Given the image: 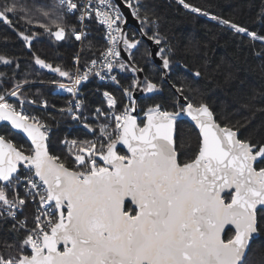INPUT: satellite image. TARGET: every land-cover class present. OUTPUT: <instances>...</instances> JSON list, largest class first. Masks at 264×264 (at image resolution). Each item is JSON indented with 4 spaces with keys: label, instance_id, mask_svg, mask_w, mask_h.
Returning a JSON list of instances; mask_svg holds the SVG:
<instances>
[{
    "label": "snow or ice",
    "instance_id": "snow-or-ice-1",
    "mask_svg": "<svg viewBox=\"0 0 264 264\" xmlns=\"http://www.w3.org/2000/svg\"><path fill=\"white\" fill-rule=\"evenodd\" d=\"M177 3L264 50V31L188 0ZM249 5L264 24V0ZM129 15L140 25L131 35L124 27ZM159 22L147 0H0V24L20 40L37 73L59 78L49 82L69 95L61 111L94 136L65 140L67 157L53 154L48 123L24 111L37 103L26 95L33 82L21 63L28 62L0 54L8 69L0 71V264H264V252L257 258L252 250L264 233V141L241 139L237 127L217 119L203 91L186 95L183 85L174 86L171 110L154 104L145 122L133 115L134 89L160 90L159 82L135 75L144 72L141 59L158 55L164 70L172 63L170 47L140 54L144 37L163 44ZM89 29L106 37L105 47L83 66L79 54L61 67L33 51L44 34L90 49ZM124 71L134 74L131 83L121 86L119 99L104 91L107 107L95 108L89 120L82 83L94 75L119 84ZM184 116L198 129L187 151L176 133ZM19 134L27 146L13 142Z\"/></svg>",
    "mask_w": 264,
    "mask_h": 264
},
{
    "label": "trees",
    "instance_id": "trees-1",
    "mask_svg": "<svg viewBox=\"0 0 264 264\" xmlns=\"http://www.w3.org/2000/svg\"><path fill=\"white\" fill-rule=\"evenodd\" d=\"M160 17L159 33L163 39L160 47H170L173 56L169 68V83L164 82L162 72L155 66L151 59H141L140 66L144 68V75L153 82H159L160 90L150 93L149 96L137 102L140 116L145 115L148 107L159 104L162 108H170L171 98L175 94L174 86L183 85L186 95H195L190 89L198 88L205 93L204 98L217 115V119L229 126L239 129L241 139H247L253 143L264 141V50L257 45L242 43L230 30L219 26L208 17L190 12L177 3V0H147ZM189 3L205 9L210 13L224 18H235L246 22L249 28L258 32L264 31V24L255 21V9L247 4V0H188ZM256 4L259 0H254ZM24 27L23 23L17 25ZM137 32L134 28H128V34ZM139 38V37H138ZM91 48L84 45L81 51L82 64H85L86 56L93 58L105 47L104 36L99 31L92 30L89 37ZM63 44V46H61ZM145 46L140 49L143 55L148 44L142 40ZM33 51L46 58L50 62L61 67H69L73 63V57L78 52V42L50 41L47 34L40 35L38 42L33 41ZM150 51V50H149ZM257 53H260L259 55ZM0 54H16L21 63V69H27L31 73V90L26 94L29 98L42 102L46 100L54 109H65L66 98L59 97L54 87L40 85L38 83L59 79L55 74L42 70L37 73L32 67L30 57L20 40L7 28L6 24H0ZM140 59V56L137 57ZM38 68V66H36ZM5 66H0V71H7ZM196 71L201 72V77H194ZM119 78L124 86L131 83L134 75L130 71L120 72ZM110 91L119 99L121 91L116 88L97 85L94 79H90L85 85V111H91L96 107H105L102 93ZM47 123L53 128L50 136V150L53 154L67 157L68 154L61 147V141L69 139H85L83 130L76 127L75 123L63 112L43 111ZM144 122V119H139ZM178 145L181 141L188 143L181 150L187 151L194 147L197 135L196 129L187 120L180 119L176 129ZM13 142H28L17 135ZM32 213V209L27 210ZM253 252L257 258L264 252V233L253 242Z\"/></svg>",
    "mask_w": 264,
    "mask_h": 264
},
{
    "label": "built area",
    "instance_id": "built-area-1",
    "mask_svg": "<svg viewBox=\"0 0 264 264\" xmlns=\"http://www.w3.org/2000/svg\"><path fill=\"white\" fill-rule=\"evenodd\" d=\"M91 35H92V30L89 29V37H90ZM105 40H106V37H104V41H105ZM165 49H167V46L165 47ZM81 51H82V49H81V46H80V42H78V52L76 53V55L79 54L80 57L82 58ZM80 64L83 66V64H82V60H80ZM118 73H120V72H118ZM92 78L94 79V81H95V83H96L97 85L108 86V87L116 88V89H119V90H120L121 86H124L123 84H121V80H120V78H119V74L117 75V80L120 82L119 84H115L114 82L109 81V80L101 81L98 77H96V76H94V75H90L88 81H89L90 79H92ZM88 81L82 83V85H81L82 92H81L80 95H81V98H82V100H83V108H82V111H84L85 115H87V116L89 117V120H91V119H94L93 112H94V109H95V108L92 109L91 111H85V106H86V102H85V85H86V83H88ZM38 84H40V85H48V86L54 87L55 90H56V86H55L54 84L50 83V82H42V83H38ZM126 86H127V85H126ZM126 86H124V87H126ZM56 94H57L59 97L66 98V100H67V106H66L65 109H67V107H68V99H69V95H68L67 93H64L63 91L57 92V90H56ZM102 94H103V93H102ZM102 99H103V101H104V103H105V107H100V108H106L107 105H106V102H105V99H104L103 95H102ZM42 102H43V101H42ZM42 102H37L36 104H27V103H26V104L24 105V111H25L26 113L31 114V115L37 116L38 118H41V119H43V120H45V121H46V119H45V117L43 116V111H47V112H48V111H59V112H63V113H65V114L71 119L72 122L75 123V125H76L77 128H79V129H81V130H83V131L85 132V134H86V138H85V139H81V138H79V139H77L78 141L86 140V139H93V138H94L93 134L89 133V131H88L86 128H84V127L82 126V123H81V122H78V121L73 120V119L71 118V115H70L67 111H61V110H59V109H54V108H51L50 106H48V108L45 109V108H43V107L41 106ZM96 108H97V107H96ZM133 115H136L138 119L142 118V116H140V114H139V110H138V108H137V111H136L135 113H133ZM144 117H145V115H144ZM46 122H47V121H46ZM48 125H49V124H48ZM49 130H50V131H49V135L51 136L53 128H52L50 125H49ZM65 140L70 141L71 139H69V138H65V139H63V140L61 141V147L64 148L65 151L67 152V154L69 155V151H68V149H69V147H70V144H69V145H66V144L64 143ZM26 215H27V217H28L29 222H31V218H32V217H31V213L26 212Z\"/></svg>",
    "mask_w": 264,
    "mask_h": 264
},
{
    "label": "water",
    "instance_id": "water-1",
    "mask_svg": "<svg viewBox=\"0 0 264 264\" xmlns=\"http://www.w3.org/2000/svg\"><path fill=\"white\" fill-rule=\"evenodd\" d=\"M124 11H125V13L127 14V9H124ZM124 27H125V29H126L127 31H128V28H129V27L134 28L137 32H138L139 29H140V25H139V23H138L136 20H134L130 15L128 16V23H127L126 25H124ZM142 40L145 41V42L148 44V46H149V50L152 51V52H154V53L157 52V50L160 48V45H156V44H154V42L148 40L146 37L142 38ZM150 59H151V62H152L155 66H157V67L159 68V70L162 72L164 82L169 83V73H168L169 69H168V70H164V69H162L161 61H160V59H159V56L156 55V56H154V57H151ZM165 72L167 73L166 75L164 74ZM135 75L138 76L139 78H144V77H145V75H144L143 72H142V73H136ZM149 95H150V93H145V92H143L142 89H134V91H133V97H134L136 103H137L140 99H143V98H145V97H147V96H149ZM182 119L187 120V121H188L191 125H193V127L195 128V126H194V125H195V122L192 121L190 117L184 116V117H182ZM145 121H146V117H145V119H144V122H145ZM138 122H139V121H138ZM195 129H196V131L198 132V129H197V128H195ZM19 135L22 136V137L26 140V138H25L22 134H19ZM238 135H239V132H238ZM26 141H27V140H26ZM27 142H28V141H27ZM28 143H30V142H28ZM122 151L126 152V149H122ZM258 237H259V236H258ZM258 237H257V238H258ZM257 238H256V239H257ZM256 239H255V240H256ZM61 247H62V246H61Z\"/></svg>",
    "mask_w": 264,
    "mask_h": 264
},
{
    "label": "rangeland",
    "instance_id": "rangeland-1",
    "mask_svg": "<svg viewBox=\"0 0 264 264\" xmlns=\"http://www.w3.org/2000/svg\"><path fill=\"white\" fill-rule=\"evenodd\" d=\"M145 119V118H144Z\"/></svg>",
    "mask_w": 264,
    "mask_h": 264
}]
</instances>
